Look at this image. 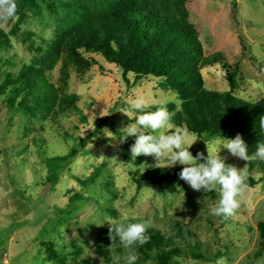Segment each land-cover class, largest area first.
Instances as JSON below:
<instances>
[{"label":"rangeland","instance_id":"obj_1","mask_svg":"<svg viewBox=\"0 0 264 264\" xmlns=\"http://www.w3.org/2000/svg\"><path fill=\"white\" fill-rule=\"evenodd\" d=\"M31 1L32 8H24L7 25L0 24L9 42L0 50V81L5 73L14 75L22 64L38 60L71 19L76 3H86ZM185 6L203 54L220 51L228 63H237L232 93L250 101L263 97L264 0H188ZM61 56L67 60L65 68L61 59L45 72L61 91L74 96L73 104L61 103V109L57 105L47 113L8 109L7 88L0 91V264H121L113 247H109L110 262L93 251L114 219L122 223L148 220L161 233L173 232L176 222L184 235L175 237L174 244L183 250L168 264H264L257 229V222H264V178L256 180L258 168L248 172L246 161L220 148L219 155L229 165L244 169L247 177L256 180L245 188L239 209L228 219L210 213L218 204V190L195 191L179 177L135 188L132 175L157 165L151 156L133 160L134 142L129 141L127 152L122 144L116 147L119 139L113 129L123 131L141 114L131 109L130 101L136 97L145 98L150 107L170 102L174 112L181 109V96L150 75L127 86L117 66L98 52L80 48ZM199 72L204 88L227 89L225 69L219 64L203 66ZM127 77L130 82L132 75ZM123 109H129L131 120L120 112ZM103 117L105 121L94 129ZM188 133L189 141L197 139L195 146L199 137ZM82 138L86 140L79 148ZM222 139L207 138L206 154L218 151L217 141ZM70 149L77 152L51 185L46 158ZM159 167L167 168L164 163ZM92 172L91 180H77ZM187 246L201 257H192ZM123 250V256L132 252ZM137 264L156 263L147 259Z\"/></svg>","mask_w":264,"mask_h":264},{"label":"trees","instance_id":"obj_2","mask_svg":"<svg viewBox=\"0 0 264 264\" xmlns=\"http://www.w3.org/2000/svg\"><path fill=\"white\" fill-rule=\"evenodd\" d=\"M188 0H86L85 4L76 3L71 19L63 24V28L48 44L38 60L25 63L12 75L4 74L0 81V91L7 88L5 105L8 109L20 111H37L47 113L54 106L62 108L61 103L73 104L74 96L66 94L47 78L45 70H51L53 65L62 59L63 68L67 64L61 55L63 52H73L83 48L87 51L98 52L107 62L113 63L120 70L121 79L128 86L135 84L140 78L150 75L161 78V83L175 90L181 96V109L174 111L172 117L176 126L184 125L186 129L199 137L195 146L189 151L193 156L205 151V140L210 137L235 138L239 133L245 141L248 155L251 157L257 150V145L264 140V96L255 101L236 97L232 90L236 87L235 74L237 63H228L220 51L204 55L198 33L188 19L185 6ZM17 14L24 8H32L31 0H16ZM69 5V4H68ZM74 6V4H70ZM66 25V26H65ZM9 44L7 37L0 29V50ZM62 57V58H61ZM219 64L225 69L227 89L224 91L209 90L203 87L200 68L207 65ZM127 74L132 75L129 82ZM161 106L154 105L147 112L156 111ZM169 112L173 104H164ZM100 119L94 129L99 128L105 121ZM114 135L120 140L124 131L113 129ZM129 137L122 144L124 152L128 150ZM86 138H82L79 148L83 147ZM77 149H70L62 155L46 158L47 174L53 185L58 177L60 168L66 166ZM203 163L204 160L196 163ZM228 164L227 161H225ZM249 172L256 166L260 176L264 178V160L249 159L246 161ZM178 168H162L147 166L143 172L132 175L135 188L172 182L182 170ZM94 172L84 180H91ZM247 177V186L255 181ZM127 223H135L126 221ZM260 234V249L264 251V222H257ZM171 233L160 232L150 227L147 235L150 237L143 246L131 249L137 256L135 264L150 259L156 264H168L175 253L181 252L174 244L175 237H182L184 232L174 222ZM106 234L98 237L94 253L105 262H110L109 247H113L120 255L121 264L124 262V248L116 237L109 239V227ZM115 235V234H113ZM186 251L194 258L201 254L187 246ZM86 264V263H85Z\"/></svg>","mask_w":264,"mask_h":264},{"label":"clouds","instance_id":"obj_3","mask_svg":"<svg viewBox=\"0 0 264 264\" xmlns=\"http://www.w3.org/2000/svg\"><path fill=\"white\" fill-rule=\"evenodd\" d=\"M15 19H17L16 0H0V24L7 25ZM130 105L132 110L141 114L136 117L134 123L130 122L123 129L125 134L116 147L125 143L129 137H134V143L130 147L133 160L143 155L153 157L157 167L161 163H164L167 168L175 167L177 164L183 165L178 173L179 179L186 182L193 190L201 192L218 190V204L210 209V213L223 219L234 216L240 207L239 197L247 187V174L244 169L226 164V157L219 155L220 148L223 147L231 156L244 161L264 160V143L258 144L256 152L249 157L248 147L238 133L235 138L223 137L222 140H218L219 150L210 152L207 149V157L203 153L193 156L189 149L197 139L193 138L189 141L188 131L184 127L173 124V112H169L166 107L147 112L145 109L151 105L143 97L132 99ZM120 112L131 120L129 109H123ZM166 130L172 131L169 133ZM200 160L204 162L196 163ZM151 226V221L148 220L125 224L114 219L109 224V239L113 241L119 237L125 249L143 246L150 239L147 231ZM123 259L125 264H135L137 256L129 252Z\"/></svg>","mask_w":264,"mask_h":264}]
</instances>
